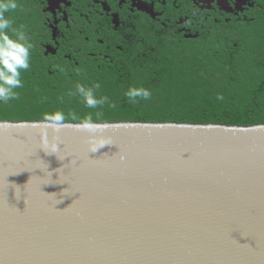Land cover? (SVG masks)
I'll use <instances>...</instances> for the list:
<instances>
[{
    "label": "water",
    "instance_id": "water-1",
    "mask_svg": "<svg viewBox=\"0 0 264 264\" xmlns=\"http://www.w3.org/2000/svg\"><path fill=\"white\" fill-rule=\"evenodd\" d=\"M77 123L0 120V264H264V123Z\"/></svg>",
    "mask_w": 264,
    "mask_h": 264
},
{
    "label": "trees",
    "instance_id": "trees-1",
    "mask_svg": "<svg viewBox=\"0 0 264 264\" xmlns=\"http://www.w3.org/2000/svg\"><path fill=\"white\" fill-rule=\"evenodd\" d=\"M17 2L6 15L13 28L23 26L32 44L30 69L21 72L19 99L0 104V120H43V113L61 110L79 117L91 112L97 122L264 123V15L238 29L215 27L191 39L139 18L132 38L120 50L111 46L107 57L89 55L96 50L70 31L59 54L51 56L43 53L49 33L34 1ZM77 83H99L97 95L108 96L116 108H87L78 95H68ZM129 87L149 89L152 97L132 104L124 95Z\"/></svg>",
    "mask_w": 264,
    "mask_h": 264
},
{
    "label": "flooded vegetation",
    "instance_id": "flooded-vegetation-1",
    "mask_svg": "<svg viewBox=\"0 0 264 264\" xmlns=\"http://www.w3.org/2000/svg\"><path fill=\"white\" fill-rule=\"evenodd\" d=\"M49 37L42 44L46 55L59 54L70 31L107 57L111 46L132 38L136 21L147 18L162 30L182 39L197 38L215 27L238 29L264 15V0H33ZM67 59L76 63L69 54Z\"/></svg>",
    "mask_w": 264,
    "mask_h": 264
},
{
    "label": "clouds",
    "instance_id": "clouds-1",
    "mask_svg": "<svg viewBox=\"0 0 264 264\" xmlns=\"http://www.w3.org/2000/svg\"><path fill=\"white\" fill-rule=\"evenodd\" d=\"M17 8V0H0V104H7L9 101L19 99L20 94L16 90L24 86L21 72L30 69V50L32 44L23 31V26L20 29L13 28V20L6 15ZM10 31L13 33L12 35L9 34ZM100 87L99 83H94L90 87L77 83L75 91L69 92L68 95H78L82 103L89 109H99L105 105L113 109L116 108L115 102L111 101L108 96L97 95ZM124 95L129 102L136 104L140 100H150L152 92L144 87H129ZM218 99L222 100L223 96H218ZM96 116L99 118L102 116V112L97 111ZM42 119L44 121L43 126L55 132H59L65 127L66 121L69 119L78 121L75 127L87 133H95L104 126L93 119L91 112L84 117H79L72 112L66 116L63 111L56 110L43 113ZM46 136L47 134L45 133V147H51L55 151L56 145H48ZM96 150L93 149L91 152H95Z\"/></svg>",
    "mask_w": 264,
    "mask_h": 264
}]
</instances>
